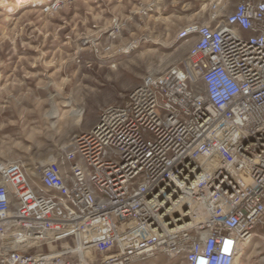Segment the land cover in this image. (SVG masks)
Here are the masks:
<instances>
[{
    "label": "built area",
    "instance_id": "built-area-1",
    "mask_svg": "<svg viewBox=\"0 0 264 264\" xmlns=\"http://www.w3.org/2000/svg\"><path fill=\"white\" fill-rule=\"evenodd\" d=\"M225 7L37 174L0 165V264H238L264 227V0Z\"/></svg>",
    "mask_w": 264,
    "mask_h": 264
},
{
    "label": "rangeland",
    "instance_id": "rangeland-1",
    "mask_svg": "<svg viewBox=\"0 0 264 264\" xmlns=\"http://www.w3.org/2000/svg\"><path fill=\"white\" fill-rule=\"evenodd\" d=\"M55 1L58 8L45 12ZM218 1L227 11L236 2L0 0V165L19 162L37 174L73 135L95 125L103 107L182 60L188 46L176 42L177 32L206 22ZM241 262L264 264V227ZM135 264L172 263L159 255Z\"/></svg>",
    "mask_w": 264,
    "mask_h": 264
},
{
    "label": "bare ground",
    "instance_id": "bare-ground-1",
    "mask_svg": "<svg viewBox=\"0 0 264 264\" xmlns=\"http://www.w3.org/2000/svg\"><path fill=\"white\" fill-rule=\"evenodd\" d=\"M56 6V8H58V6H57V4L55 5ZM74 115V114H73ZM77 115H78V113H77ZM59 117V116H58ZM76 117V116H75ZM242 256V255H241ZM241 256H240V259L238 260V264H243L242 262H241Z\"/></svg>",
    "mask_w": 264,
    "mask_h": 264
},
{
    "label": "crops",
    "instance_id": "crops-1",
    "mask_svg": "<svg viewBox=\"0 0 264 264\" xmlns=\"http://www.w3.org/2000/svg\"><path fill=\"white\" fill-rule=\"evenodd\" d=\"M237 2H238V0H236L235 4H236ZM235 4H233L232 7H233ZM231 9H232V8H231Z\"/></svg>",
    "mask_w": 264,
    "mask_h": 264
}]
</instances>
